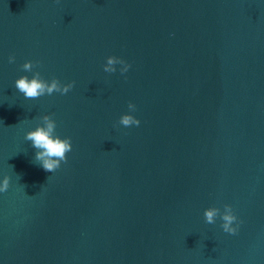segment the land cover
I'll list each match as a JSON object with an SVG mask.
<instances>
[{
    "label": "water",
    "instance_id": "water-1",
    "mask_svg": "<svg viewBox=\"0 0 264 264\" xmlns=\"http://www.w3.org/2000/svg\"><path fill=\"white\" fill-rule=\"evenodd\" d=\"M33 72L73 87L25 98ZM43 115L72 144L51 173ZM5 176L0 264H264V0H0Z\"/></svg>",
    "mask_w": 264,
    "mask_h": 264
},
{
    "label": "clouds",
    "instance_id": "clouds-1",
    "mask_svg": "<svg viewBox=\"0 0 264 264\" xmlns=\"http://www.w3.org/2000/svg\"><path fill=\"white\" fill-rule=\"evenodd\" d=\"M15 57L9 56L8 62L14 63ZM120 64L122 67L119 69L121 74H124L130 68V65L123 59L115 56L106 57V63L103 65V71L106 73H113L116 71L114 65ZM39 65V61H25L21 66L24 71H32L34 67ZM74 82L61 84L56 78H52L50 82L43 80L39 72H33L32 77L29 79L27 76H20L14 81L15 88L23 94L25 98L36 99L44 95H51L54 92L61 95L67 94L73 87ZM130 112L135 111V105L131 102L127 105ZM41 124H38L34 130H29L25 133V140L30 141L31 145L36 149L34 161L39 162L47 172H54L57 170L61 163L67 162V153L72 151L71 138L65 137L61 139L55 134L56 123L49 115L39 117ZM118 123L125 127L138 126L140 121L130 114H123L120 116ZM9 187V178L4 177L0 181V193L7 191ZM204 220L208 224H213L216 218L222 220L220 225L222 230L228 234H236L238 230L237 217L233 213L230 205L225 204L223 211L216 207H210L204 210ZM237 226L234 227L233 224Z\"/></svg>",
    "mask_w": 264,
    "mask_h": 264
}]
</instances>
